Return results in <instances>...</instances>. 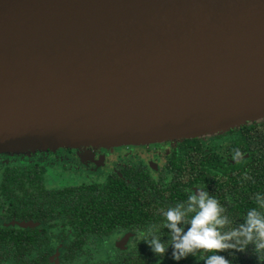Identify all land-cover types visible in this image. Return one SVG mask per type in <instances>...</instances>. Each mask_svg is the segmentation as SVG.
Listing matches in <instances>:
<instances>
[{"label":"water","instance_id":"obj_1","mask_svg":"<svg viewBox=\"0 0 264 264\" xmlns=\"http://www.w3.org/2000/svg\"><path fill=\"white\" fill-rule=\"evenodd\" d=\"M264 120V0H0V153Z\"/></svg>","mask_w":264,"mask_h":264},{"label":"flooded vegetation","instance_id":"obj_2","mask_svg":"<svg viewBox=\"0 0 264 264\" xmlns=\"http://www.w3.org/2000/svg\"><path fill=\"white\" fill-rule=\"evenodd\" d=\"M231 133L195 141L198 147L182 140L114 148L63 147L20 157L0 153V264H203L197 262L199 256L191 255L174 261L169 249L153 254L139 238L140 229L155 225L153 220L113 224L107 213L97 216L104 203L98 202L99 193L111 186H135L144 205L149 199L170 201L173 197L164 188L183 181L182 176L193 182L205 170L200 162H209L198 151L202 146L209 152L215 144L226 167L241 174L240 164L248 154L239 162L231 160L226 146ZM208 178L206 172L203 182L195 185L206 186ZM150 185L157 188L148 189ZM238 201L241 196L232 197L230 204L236 208ZM249 252L246 258L253 259L249 264H258ZM236 264L248 263L240 259Z\"/></svg>","mask_w":264,"mask_h":264},{"label":"clouds","instance_id":"obj_3","mask_svg":"<svg viewBox=\"0 0 264 264\" xmlns=\"http://www.w3.org/2000/svg\"><path fill=\"white\" fill-rule=\"evenodd\" d=\"M244 156L238 147L230 153L233 162ZM241 176L244 180L251 179L247 172ZM181 180L187 183V177L182 176ZM184 191L185 199L158 209L162 217L159 225L147 224L139 231L140 241L153 254H164L171 247L174 261L191 255L199 256L197 262L203 264H232L221 253L228 249L233 250L229 255L244 252L251 245L258 264H264V190L252 194L253 204L238 220L227 213L225 205L207 186L193 184ZM161 228L166 232H161Z\"/></svg>","mask_w":264,"mask_h":264},{"label":"trees","instance_id":"obj_4","mask_svg":"<svg viewBox=\"0 0 264 264\" xmlns=\"http://www.w3.org/2000/svg\"><path fill=\"white\" fill-rule=\"evenodd\" d=\"M229 131L232 133L228 138L229 143L226 145L229 149L227 152L231 153L233 149L238 147L243 153L248 154L247 158H244L240 164V172L241 174L247 172L251 179L244 180L241 174L234 171L235 167H231L232 171H230L229 167H226L229 165L226 163L223 153L218 151L217 144L210 147L209 152L204 151L201 146V150L198 151L200 158L209 159L206 165L200 162L203 165L202 168L205 170H201L200 175H196L193 182L187 181V183H185L183 181H174L172 185L164 188V190L173 197L172 200L167 201L165 199L164 201L163 199L155 201L154 199H149L147 200L149 203L144 205V201L139 199L141 193L135 186L128 188L111 186V188H104L100 191L99 197L101 200L98 202L102 201L104 203L98 206L96 215L102 216L104 213H107L109 217L108 221L113 222V224L127 221L131 222V225H140L141 222L149 223L153 220L155 225H159L162 217L159 215L158 209L170 206L185 199L187 192L184 191V189L195 183L203 182L204 175L207 172L210 174V178L204 182H206L208 190L225 205L227 213L238 220L243 211L253 204V200L251 199L252 194L258 190H264V120L234 128ZM229 131L212 135L211 137L217 138ZM210 139L211 138L208 140ZM184 140L193 142L195 147H198L199 144L195 143V141L198 142V140H203V138ZM195 170L197 171L198 168ZM228 170L229 172H227ZM219 171L222 172L220 176ZM223 174L226 175L223 176ZM151 188L157 187L150 185L148 189ZM106 191H109V193ZM115 192L120 194H116ZM159 192L162 196L161 187ZM237 196H241V201L237 202L235 208L230 204V200L232 197ZM110 199H114V201ZM103 218L105 219V216H103ZM249 250L248 248V250L244 252H237L229 255L233 250L228 249L221 254L232 261V264L238 263L240 259L249 264L253 261L251 257L246 258L247 254L250 253ZM169 252H171V247H169Z\"/></svg>","mask_w":264,"mask_h":264},{"label":"rangeland","instance_id":"obj_5","mask_svg":"<svg viewBox=\"0 0 264 264\" xmlns=\"http://www.w3.org/2000/svg\"><path fill=\"white\" fill-rule=\"evenodd\" d=\"M208 138H212L211 136H207V137H203V140H206V139H208ZM150 144V143H149ZM144 146L145 145H147V144H143ZM150 145H152V144H150ZM122 146V145H121ZM135 146H138V145H135ZM114 147H120V146H112V147H110V148H114ZM8 154H10V153H8ZM11 155H13L12 157H14V156H17V157H20L21 155H24V156H27V155H25V154H13V153H11ZM53 173V172H52Z\"/></svg>","mask_w":264,"mask_h":264}]
</instances>
